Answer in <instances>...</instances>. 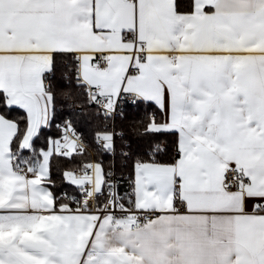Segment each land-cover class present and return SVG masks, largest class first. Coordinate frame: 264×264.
<instances>
[{
  "label": "crops",
  "instance_id": "0c3cea01",
  "mask_svg": "<svg viewBox=\"0 0 264 264\" xmlns=\"http://www.w3.org/2000/svg\"><path fill=\"white\" fill-rule=\"evenodd\" d=\"M55 53L75 54L80 81L100 85L108 106L153 103L163 121L150 130L177 132L180 155L135 165V204L158 215L131 231L57 204L53 144L36 176L19 175L18 125L0 113V264H264V0H193L188 13L175 0H0V91L25 112L21 147L51 122ZM232 166L251 180L244 193L223 188ZM93 172L100 186L101 163Z\"/></svg>",
  "mask_w": 264,
  "mask_h": 264
},
{
  "label": "trees",
  "instance_id": "16d2710c",
  "mask_svg": "<svg viewBox=\"0 0 264 264\" xmlns=\"http://www.w3.org/2000/svg\"><path fill=\"white\" fill-rule=\"evenodd\" d=\"M178 12H191L193 0H175ZM47 91L52 97V118L48 127H43L27 148L21 147L26 132L25 112L6 104L5 95L0 91V113L15 121L18 131L12 141L15 167L27 165L36 168L42 152L62 136L57 124L65 118L72 121L73 128L85 138L87 148L81 153L60 154L54 152L50 159V174L47 185L56 198L57 204L65 203L75 208V202L61 196L77 193L78 187L68 181L65 174L79 169L82 164L92 161L101 163L105 173L114 169L120 180L121 190H133L134 170L137 163L172 164L180 155L178 133L175 131H153L149 125L163 121L162 112L150 102L138 101L125 104L114 118L104 117L88 99L86 86L78 76V59L72 53L53 54L52 69L45 77ZM77 107L81 110L78 111ZM110 131L116 135L114 155L103 152L97 146V138ZM126 153V155H125Z\"/></svg>",
  "mask_w": 264,
  "mask_h": 264
},
{
  "label": "built area",
  "instance_id": "2783aa9c",
  "mask_svg": "<svg viewBox=\"0 0 264 264\" xmlns=\"http://www.w3.org/2000/svg\"><path fill=\"white\" fill-rule=\"evenodd\" d=\"M126 37L136 40L134 32H127ZM97 65L100 67L107 66L106 57H101L98 60ZM133 74L137 75L138 73L133 72ZM45 83L46 86H48V81ZM101 90L102 87L100 85L86 86L88 99L98 108V111L102 113L104 117L114 118L121 112L125 104H135L140 101L136 96L130 95L121 97L114 105L108 106L107 99L103 98L100 94ZM77 110L80 111L81 108L77 107ZM57 129L62 132V136L53 142V147L56 152L67 154V144L69 141L74 142L73 153H81L87 148L84 136L73 128L72 121L69 118H65L58 123ZM117 136L118 135H116L114 131L104 133L97 138V146L103 150V152H110L114 155V141ZM94 163L95 161H92L90 164L84 163L81 168L72 171L74 177L78 180H83V183L78 187L76 194L65 193L61 197L75 202V210L95 213L99 218L110 216L111 218H119L127 221L128 228L131 231H137L149 227L158 215V211L139 209L135 204L133 190H129L128 192L121 190L120 180L114 169L105 173L101 185L96 186L93 181ZM16 170L19 175L24 177L37 175L35 171L31 170V168L25 164L16 167ZM250 182V178L236 166L228 167L223 171L222 185L229 193H244L247 186L250 185ZM176 211L184 212V205L178 204ZM255 212H264V203H257Z\"/></svg>",
  "mask_w": 264,
  "mask_h": 264
},
{
  "label": "rangeland",
  "instance_id": "374dc122",
  "mask_svg": "<svg viewBox=\"0 0 264 264\" xmlns=\"http://www.w3.org/2000/svg\"><path fill=\"white\" fill-rule=\"evenodd\" d=\"M70 173H66L65 174V177L68 181L72 182V183H77V181H75V178L74 176L71 174L72 171H69Z\"/></svg>",
  "mask_w": 264,
  "mask_h": 264
}]
</instances>
